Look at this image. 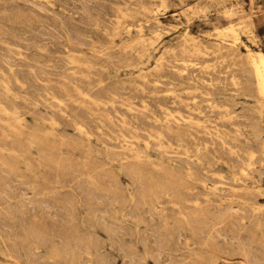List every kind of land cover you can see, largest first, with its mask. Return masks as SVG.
I'll return each instance as SVG.
<instances>
[{"label":"rangeland","instance_id":"1","mask_svg":"<svg viewBox=\"0 0 264 264\" xmlns=\"http://www.w3.org/2000/svg\"><path fill=\"white\" fill-rule=\"evenodd\" d=\"M259 53L264 0H0V264H264Z\"/></svg>","mask_w":264,"mask_h":264},{"label":"bare ground","instance_id":"2","mask_svg":"<svg viewBox=\"0 0 264 264\" xmlns=\"http://www.w3.org/2000/svg\"><path fill=\"white\" fill-rule=\"evenodd\" d=\"M47 1V0H46ZM61 9V8H60ZM199 49V48H198ZM171 52V51H170ZM21 56V55H20ZM19 56V57H20ZM164 56V55H163ZM225 60V59H223ZM67 61V60H66ZM165 63V62H164ZM179 63V62H178ZM182 63V62H181ZM190 63V62H189ZM184 64V62H183ZM206 64V63H205ZM210 64V63H209ZM251 65L253 68V72L256 76L257 81V91L260 95L264 97V57L260 53L257 57L251 59ZM9 68V66H8ZM207 68V67H206ZM10 69V68H9ZM13 69V68H12ZM158 69V68H157ZM174 70V69H173ZM206 70V69H205ZM226 70V69H225ZM227 71V70H226ZM229 71V70H228ZM11 72V71H10ZM65 72V71H64ZM202 72V71H201ZM66 73V72H65ZM70 73V72H69ZM204 73V72H203ZM72 74V71H71ZM205 75V74H204ZM224 75V74H223ZM229 81V80H228ZM214 83V82H213ZM229 87V86H228ZM96 88V87H95ZM4 90V89H3ZM6 90V89H5ZM6 92V91H5ZM12 93V92H11ZM169 93V92H168ZM195 93V92H193ZM172 94V93H171ZM174 94V93H173ZM175 96V95H174ZM28 97V96H27ZM179 100V99H178ZM63 103V102H62ZM95 104V103H94ZM211 109V108H210ZM5 110V109H4ZM129 110V109H128ZM198 112V111H197ZM225 113V112H224ZM198 114V113H197ZM16 116V115H14ZM88 116V115H87ZM165 118V116H164ZM157 119V118H156ZM100 122V121H99ZM167 122V121H166ZM194 122V121H193ZM123 136V135H122ZM153 139V138H152ZM192 139V137H191ZM147 144V143H146ZM120 145V144H119ZM126 148V147H125ZM167 155V154H166ZM222 176V175H221ZM155 210V209H154ZM158 210V209H157ZM81 217V216H80ZM101 251V250H100ZM216 264V263H215Z\"/></svg>","mask_w":264,"mask_h":264}]
</instances>
